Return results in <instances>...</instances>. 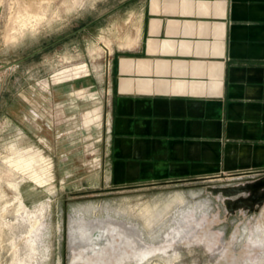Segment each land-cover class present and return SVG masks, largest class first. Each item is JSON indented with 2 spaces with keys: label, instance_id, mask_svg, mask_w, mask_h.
Returning a JSON list of instances; mask_svg holds the SVG:
<instances>
[{
  "label": "rangeland",
  "instance_id": "1",
  "mask_svg": "<svg viewBox=\"0 0 264 264\" xmlns=\"http://www.w3.org/2000/svg\"><path fill=\"white\" fill-rule=\"evenodd\" d=\"M140 6L0 0V172L16 175L0 179V264H264V171L114 182L113 90Z\"/></svg>",
  "mask_w": 264,
  "mask_h": 264
},
{
  "label": "crops",
  "instance_id": "2",
  "mask_svg": "<svg viewBox=\"0 0 264 264\" xmlns=\"http://www.w3.org/2000/svg\"><path fill=\"white\" fill-rule=\"evenodd\" d=\"M137 1L141 37L113 90L114 182L264 171V0Z\"/></svg>",
  "mask_w": 264,
  "mask_h": 264
},
{
  "label": "bare ground",
  "instance_id": "3",
  "mask_svg": "<svg viewBox=\"0 0 264 264\" xmlns=\"http://www.w3.org/2000/svg\"><path fill=\"white\" fill-rule=\"evenodd\" d=\"M140 37H141L140 36V29L136 28L135 32H133L132 36H130L129 43H128V46L126 48H130L131 49V48L135 47L138 44ZM14 166L16 168L17 167L19 168L18 165H14ZM0 179L2 181H7L9 186L14 187L13 185H14V182H15V179H16V175L11 170L7 171L6 173H1L0 172Z\"/></svg>",
  "mask_w": 264,
  "mask_h": 264
},
{
  "label": "water",
  "instance_id": "4",
  "mask_svg": "<svg viewBox=\"0 0 264 264\" xmlns=\"http://www.w3.org/2000/svg\"><path fill=\"white\" fill-rule=\"evenodd\" d=\"M254 187H264V180H260V181H257L255 184H254Z\"/></svg>",
  "mask_w": 264,
  "mask_h": 264
},
{
  "label": "flooded vegetation",
  "instance_id": "5",
  "mask_svg": "<svg viewBox=\"0 0 264 264\" xmlns=\"http://www.w3.org/2000/svg\"><path fill=\"white\" fill-rule=\"evenodd\" d=\"M96 239H97L96 240L97 242L94 244V247L95 248H100V245H99L98 241L101 239V236H97Z\"/></svg>",
  "mask_w": 264,
  "mask_h": 264
}]
</instances>
